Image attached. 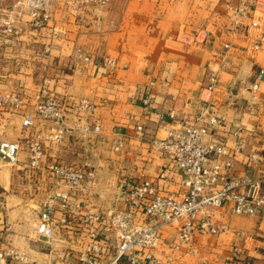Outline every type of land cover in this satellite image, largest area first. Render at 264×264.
<instances>
[{
    "label": "crops",
    "instance_id": "crops-1",
    "mask_svg": "<svg viewBox=\"0 0 264 264\" xmlns=\"http://www.w3.org/2000/svg\"><path fill=\"white\" fill-rule=\"evenodd\" d=\"M250 2L254 5L244 28L234 27L232 9ZM53 18L54 36L50 30L34 32L19 22L20 34L0 49V96L25 95L19 113H8L0 104V144L20 140L22 114L33 113V98L45 80L57 97L95 104L100 134L71 131L61 144L46 149V163L76 164L68 161L70 154L71 159L81 157L77 165L93 167L96 185L88 203L103 217L122 206L124 182L153 179L160 171L164 161L147 155V143L165 138L176 127L174 121L196 118L204 101L209 105L204 116L214 115L220 121L214 127L216 134L232 147L236 137L230 130L240 129L244 152L264 157V83H259L257 92H250L257 72L264 69V43L260 42L264 0H106L81 19L63 10H57ZM108 59L116 62L109 72L103 66ZM209 73L218 77L213 93L201 90ZM147 97L151 102L145 106L142 99ZM67 121L70 127L85 124L73 112ZM137 125L143 127L142 139L135 135ZM118 140H122L121 148L114 152L112 146ZM84 149L86 155H77ZM103 150L106 158L100 155ZM237 169L236 175L241 176L244 167L240 164ZM53 188L45 169L28 167L24 150L15 165L0 158V233L12 246L25 251L36 264H77L88 244L87 230L114 246V235L104 224L87 226L80 216L58 209L51 246L32 233L34 223L26 233L23 219L16 217L28 214L36 217L35 222ZM166 191L176 193L177 187L170 185ZM225 212L228 228L223 233L195 234L190 245L174 250L177 230L167 226L160 246L151 254L165 264H264V207L252 217ZM64 217L65 225L60 224ZM79 232L80 239L76 238ZM109 259L104 256L102 263ZM138 259L145 264L141 254ZM118 264L128 263L122 259Z\"/></svg>",
    "mask_w": 264,
    "mask_h": 264
},
{
    "label": "built area",
    "instance_id": "built-area-1",
    "mask_svg": "<svg viewBox=\"0 0 264 264\" xmlns=\"http://www.w3.org/2000/svg\"><path fill=\"white\" fill-rule=\"evenodd\" d=\"M105 2L14 0L5 5L0 0V49L20 34L21 30L16 26L19 22L27 23L34 32L50 30L54 36L56 29L50 23L57 10L81 19L92 7L102 6ZM253 5L254 2H250L232 9L231 22L234 27L244 28ZM260 42L264 43V37ZM228 48V45L224 46L225 50ZM44 50L47 51L46 48ZM103 66L109 72L116 68V62L108 59ZM217 83V74L209 73L202 92L213 93ZM259 83H264V69L257 72L250 92H257ZM47 85L48 81H43L34 96L33 113L22 114L23 135L20 140L0 144V158L15 165L18 154L24 150L28 167L33 170L45 169L53 183L54 188L41 205L32 227V233L39 241L47 246L52 245L58 226L53 218L56 209L64 214L80 216L87 226L104 224L114 235L116 243L113 246L111 240L98 238L94 231L87 230L88 244L78 255L77 264H103L104 256L110 258L106 264H118L122 259L128 264H139V254L145 264H165L162 258H155L151 254L160 246L165 227L176 228L173 249L178 250L190 245L195 234L217 236L226 231V210L229 216L252 217L264 207V157L254 151L244 152L240 129L230 130L236 137L232 147L225 138L216 134L214 127L219 126L220 121L214 115L204 116L209 109L204 101L202 113L190 121L176 120L170 115L173 121L176 120V127L165 138L147 143V155L155 154L164 161L160 171L153 179L124 182L122 206L103 217L88 203L91 189L96 185L93 167L88 163H46V149L61 144L71 131L100 133L99 121L94 118L96 106L87 99L71 102L57 97L47 89ZM24 101L22 92L0 96V104L6 107L8 113H19ZM150 102L149 97L142 99L145 106ZM70 112L75 113L79 120H84L83 127L68 125L67 115ZM135 135L142 139L141 125L135 127ZM121 144L122 140L116 141L112 146L113 151L118 152ZM240 156H244V160H240ZM240 164L244 172L238 176L237 166ZM170 185H176V193L166 191ZM62 188L68 192H63ZM83 208H87L85 212ZM60 224H66L65 217ZM81 236L79 232L76 238L80 239ZM0 264L36 263L25 251L12 246L4 233H0Z\"/></svg>",
    "mask_w": 264,
    "mask_h": 264
},
{
    "label": "rangeland",
    "instance_id": "rangeland-1",
    "mask_svg": "<svg viewBox=\"0 0 264 264\" xmlns=\"http://www.w3.org/2000/svg\"><path fill=\"white\" fill-rule=\"evenodd\" d=\"M1 1H4L5 3V5H7V4H10V3H12L14 0H1ZM95 105V104H94ZM96 106V105H95ZM84 116L86 117V115L84 114ZM89 116H87V118H88ZM99 125H100V123H99ZM100 134V133H99ZM104 151V153H102L101 152V156L102 157H107L106 156V153H105V150H103ZM83 153V154H82ZM75 154V153H74ZM87 154V152L85 151V149L84 150H81V151H78L77 152V155H82V156H84V155H86ZM76 155V154H75ZM75 155H74V157H75ZM71 155L69 154L68 155V157L69 158H67L68 159V161H70V162H77V163H81L82 161H78L79 159L81 160V157H77V160L75 159V158H73V159H71V157H70ZM104 158V159H105ZM66 160V159H65ZM76 163V164H77ZM83 164V163H82ZM15 215H12V216H9L8 218H10V220L12 221V220H14V217ZM16 218H22L23 219V221H22V224L21 225H23V230L27 233L28 232V230H29V228L31 227V225H32V223H34L33 222V220L36 218L35 216H30V215H28V214H25V216H17ZM9 241V240H8ZM10 242V241H9Z\"/></svg>",
    "mask_w": 264,
    "mask_h": 264
}]
</instances>
